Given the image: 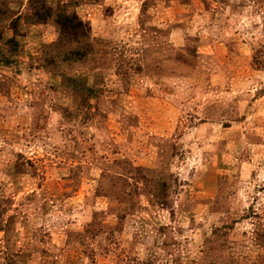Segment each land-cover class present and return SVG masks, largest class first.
I'll list each match as a JSON object with an SVG mask.
<instances>
[{
    "label": "rangeland",
    "instance_id": "1",
    "mask_svg": "<svg viewBox=\"0 0 264 264\" xmlns=\"http://www.w3.org/2000/svg\"><path fill=\"white\" fill-rule=\"evenodd\" d=\"M0 264H264V0H0Z\"/></svg>",
    "mask_w": 264,
    "mask_h": 264
}]
</instances>
